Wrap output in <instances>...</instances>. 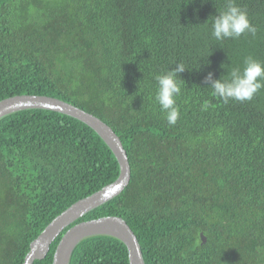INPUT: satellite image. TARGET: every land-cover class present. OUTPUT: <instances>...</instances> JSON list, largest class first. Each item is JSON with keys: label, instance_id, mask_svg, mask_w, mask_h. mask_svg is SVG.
Returning a JSON list of instances; mask_svg holds the SVG:
<instances>
[{"label": "trees", "instance_id": "obj_1", "mask_svg": "<svg viewBox=\"0 0 264 264\" xmlns=\"http://www.w3.org/2000/svg\"><path fill=\"white\" fill-rule=\"evenodd\" d=\"M228 0H0V101L57 98L109 126L130 179L68 225L122 218L144 264H264V88L225 103L205 83L264 62V0H235L255 35L217 41ZM183 63L180 117L169 125L155 76ZM207 102V107H204ZM118 162L71 116L27 109L0 118V264H22L60 213L113 182ZM200 234L205 237L202 243ZM69 264H128L118 239L90 236Z\"/></svg>", "mask_w": 264, "mask_h": 264}, {"label": "water", "instance_id": "obj_2", "mask_svg": "<svg viewBox=\"0 0 264 264\" xmlns=\"http://www.w3.org/2000/svg\"><path fill=\"white\" fill-rule=\"evenodd\" d=\"M43 109L62 113L91 127L113 152L118 165L119 175L110 184L95 193L78 200L56 216L43 231L30 243L22 264H32L34 260L45 258L53 240L78 218L117 196L128 185L130 169L126 152L118 136L100 119L69 103L49 96L17 95L0 101V118L22 110ZM106 235L120 240L127 248L128 264H144L136 236L117 216H106L77 223L61 237L53 254L52 264H69L74 248L85 238ZM202 243L205 237L200 234Z\"/></svg>", "mask_w": 264, "mask_h": 264}, {"label": "clouds", "instance_id": "obj_3", "mask_svg": "<svg viewBox=\"0 0 264 264\" xmlns=\"http://www.w3.org/2000/svg\"><path fill=\"white\" fill-rule=\"evenodd\" d=\"M212 17L211 35L217 41L237 39L245 33L252 35L256 33L248 13L238 6L235 0H228L226 9ZM243 63L242 69L236 67L227 72V78L221 76L219 79H214L213 73L207 74L205 83L213 90L214 96H218L225 103L229 100L245 102L252 100L264 88V62L249 56ZM186 69L183 63H177L175 68L155 76L157 82L155 101L165 113L169 125H175L180 117L179 107L176 104V97L181 93V80H178V77ZM204 107H207V102Z\"/></svg>", "mask_w": 264, "mask_h": 264}]
</instances>
